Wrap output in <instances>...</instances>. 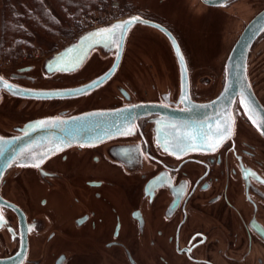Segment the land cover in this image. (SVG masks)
<instances>
[{
    "label": "flooded vegetation",
    "instance_id": "obj_1",
    "mask_svg": "<svg viewBox=\"0 0 264 264\" xmlns=\"http://www.w3.org/2000/svg\"><path fill=\"white\" fill-rule=\"evenodd\" d=\"M262 11L264 0H135L126 13L173 34L187 83L167 36L139 22L111 78L87 94L45 95L111 60L50 76L2 60L0 77L20 91L0 89V264H264V135L238 97L233 131L213 149H166L159 136L174 134L157 131L160 112L220 93L232 46ZM246 75L264 107V27ZM137 105L149 109L133 127L83 135L96 141L69 144V133L58 141L52 132L53 118ZM21 136L47 139L15 148Z\"/></svg>",
    "mask_w": 264,
    "mask_h": 264
},
{
    "label": "water",
    "instance_id": "obj_2",
    "mask_svg": "<svg viewBox=\"0 0 264 264\" xmlns=\"http://www.w3.org/2000/svg\"><path fill=\"white\" fill-rule=\"evenodd\" d=\"M132 18H139L141 25L152 26L162 31L169 39L174 54L176 55L179 71L185 83H187V65L180 47L173 34L163 25L145 19L138 14L127 13L126 15L110 20L106 23L90 26L74 35L64 45L59 46L51 51H48L43 56L32 59V63H36L41 72L50 76L57 72L67 73L71 75L76 73L86 64L98 66L105 60H111L110 66L102 73L87 78L71 87L52 89L46 91L47 97H75L76 95L89 93L94 89L103 85L113 75L117 68L123 52L125 39L129 30L138 22L131 23L124 31L123 37L120 40L119 46L93 34L98 33L103 29H110L114 25L123 24ZM264 27V11L260 12L242 31L234 45L232 46L228 57L224 62L222 78L224 79L223 88L220 93L213 99L205 102H193L186 100L185 108L176 107L168 112H160L156 108H150L151 112H160L161 117L158 120V132L170 133L174 136H159V141L165 146L167 143L168 149H176L173 147L178 138L187 137L188 134H204L209 133V130H215V127L222 120L230 119L233 131L234 116L233 104L236 98L246 111L247 115L251 116V121L256 128L264 135V132L257 126L264 121V107L261 105L257 97L252 91L250 83L246 75V57L249 46L253 38ZM183 57V61L179 57ZM28 62L21 60L18 63ZM85 89L87 91H85ZM243 101V104L241 103ZM190 102V103H189ZM247 106V107H245ZM147 105L137 106H120L115 108H107L104 110H89L78 114L70 115L66 118L52 119V132L57 134L54 136L58 141H63L69 133V144L73 142H92L98 140L97 136H83L91 133L112 132L122 128L125 131L128 127H133L137 117L145 115ZM231 131V133H232ZM210 140H215L216 137H209ZM47 136L34 137L29 143L27 139L18 137L14 142L19 143L15 148H20L25 145V148L31 147L35 149L43 148V144ZM198 145V142H195ZM189 149H209L207 147H195Z\"/></svg>",
    "mask_w": 264,
    "mask_h": 264
},
{
    "label": "trees",
    "instance_id": "obj_3",
    "mask_svg": "<svg viewBox=\"0 0 264 264\" xmlns=\"http://www.w3.org/2000/svg\"><path fill=\"white\" fill-rule=\"evenodd\" d=\"M4 6L0 27V58L17 60L24 49L32 48L30 39L53 41L62 27L59 17L76 27V17L96 8L98 0H25L19 10L9 0ZM69 33V31H67ZM57 46H52L54 49Z\"/></svg>",
    "mask_w": 264,
    "mask_h": 264
},
{
    "label": "rangeland",
    "instance_id": "obj_4",
    "mask_svg": "<svg viewBox=\"0 0 264 264\" xmlns=\"http://www.w3.org/2000/svg\"><path fill=\"white\" fill-rule=\"evenodd\" d=\"M134 1L135 0H98L97 6L95 9H93L87 14H82L76 17L75 19V21L77 22L76 27L69 26L63 18L59 17L61 27H62V33H60L58 37H56L53 41H49V40L41 39V38H32L30 39V41H31V44H33L32 45L33 47L29 49H24L23 52L25 50L31 51L33 49H39L40 51L43 52L42 55L38 56V57H41L48 51L53 50V49H50V47L52 46L59 47V46L64 45L66 42L70 40L72 36L76 35L81 30H84L96 24L109 22L110 20H112L111 16L119 18V17L126 15L127 14L126 11L132 7V5L134 4ZM9 3L12 6V8L17 9V10H19L22 5L26 4L25 0H9ZM3 9H4L3 3L0 0V27H1ZM67 31H69V33ZM32 59H35V58H30V59L29 58L27 59L19 58L15 61L0 58V62L4 60L5 62H9L12 65V64H17L21 60L33 62ZM89 65L92 68L97 67V66H92L91 64ZM218 68L220 67L218 66Z\"/></svg>",
    "mask_w": 264,
    "mask_h": 264
},
{
    "label": "snow or ice",
    "instance_id": "obj_5",
    "mask_svg": "<svg viewBox=\"0 0 264 264\" xmlns=\"http://www.w3.org/2000/svg\"><path fill=\"white\" fill-rule=\"evenodd\" d=\"M134 22H139V18H132L130 21H126L123 24H118L112 26L110 29H103L100 30L98 33L93 34L94 37L98 36L105 41H109L111 43L116 44L119 46L120 40L123 37L124 31L127 27ZM179 59L181 62L183 61V57L180 56ZM0 89H8L9 91L13 92V94H19V89L14 88L12 85L8 84L4 81L3 77H0ZM85 91H87L85 89ZM243 104V101H241ZM247 107V106H245ZM251 119V116L249 117ZM43 124L44 122H40ZM255 123V121H253ZM262 132H264V121H262L259 125H257ZM131 132V130H128ZM232 131L231 121L230 119L222 120L219 125L215 127V130H209V133H196V134H188L187 137L178 138L175 144L173 145L174 148L178 149L179 151H187L189 148L199 147H207L209 149H213L226 138L230 137ZM210 136L216 137V139L210 140ZM198 142V145L197 143ZM167 143H165V148L167 149ZM34 166H39V164H35ZM4 226L3 214L0 212V227Z\"/></svg>",
    "mask_w": 264,
    "mask_h": 264
},
{
    "label": "built area",
    "instance_id": "obj_6",
    "mask_svg": "<svg viewBox=\"0 0 264 264\" xmlns=\"http://www.w3.org/2000/svg\"><path fill=\"white\" fill-rule=\"evenodd\" d=\"M111 19L113 20V19H116V17H114V16H111ZM43 54V52L42 51H40L39 49H33V50H25L23 53H22V55L20 56V59H27V58H36V57H38V56H40V55H42Z\"/></svg>",
    "mask_w": 264,
    "mask_h": 264
}]
</instances>
